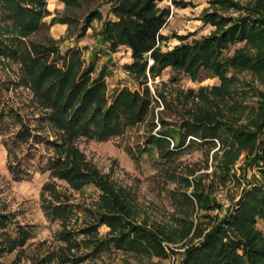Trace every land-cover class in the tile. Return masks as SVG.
<instances>
[{
	"label": "rangeland",
	"instance_id": "1",
	"mask_svg": "<svg viewBox=\"0 0 264 264\" xmlns=\"http://www.w3.org/2000/svg\"><path fill=\"white\" fill-rule=\"evenodd\" d=\"M185 1L189 2L185 7L175 6L171 0L157 4L169 9L161 29L167 36L159 44L163 51L180 43L200 40L215 29L202 19L206 11H211L208 0ZM115 3V0H44L42 24L25 38L34 44L55 47L57 51L48 56L49 60L59 55L65 59L67 49L79 48L81 67L92 65L91 78L103 73L107 105L122 88L142 93L147 87L150 93L149 112L141 122L127 125L121 135L106 140L80 136L73 144L84 161L110 183L128 191V199L134 207V222L160 232L163 239L166 238L163 242L166 254L147 255L113 247L81 264H181L185 249L198 243L229 214L244 188L264 183L261 173L264 160L255 154L256 149H240L229 162L227 157L232 151L220 140L206 143L191 136L186 138L182 148L162 155L160 148L149 141L150 136H157L160 130H173L174 137L169 142L172 148L181 140L183 125L187 126L192 113L206 108L216 109L220 120L254 131L261 113L257 105L261 99L259 94H264V72L229 67L225 75L231 76L233 90L225 95L213 89L220 85V79L202 69L194 76L169 66L157 75H152L148 68L144 74L133 72L129 68L133 62L130 49L126 45L111 49L103 35L104 21L116 19L111 11ZM94 11L100 16L87 19ZM221 12L237 14L232 10ZM98 29L101 40H97ZM242 45L243 42L230 45L224 50L223 58ZM61 63L58 60V64ZM151 64L152 59H148V65ZM22 71L20 61L0 55V212L11 217L6 227L11 235H15L18 225L30 231L22 246L0 255V264H39L42 257L61 244L56 239L60 221L47 219L42 210L41 193L46 182L53 181L57 193L80 206L79 217H82L83 207L96 206L99 195V190L92 185L75 190L65 180L50 177L45 170L48 157L56 151L46 139L57 140L59 131L47 119L50 109L40 104L30 84L22 81ZM24 126L35 135L34 139L31 136L27 142L16 139ZM217 133L226 136L221 129ZM18 161L28 169V174L15 178L8 164ZM193 183L203 197L215 201L213 208L197 206L185 199V194L193 192ZM44 196L50 198L48 192ZM72 222L73 218L69 226ZM191 222L192 227L186 234ZM75 225L82 227L81 219ZM254 227L264 235L261 218H256ZM107 231L105 225L98 228L101 237ZM2 238L0 235V240ZM42 264L56 263L52 260Z\"/></svg>",
	"mask_w": 264,
	"mask_h": 264
},
{
	"label": "trees",
	"instance_id": "2",
	"mask_svg": "<svg viewBox=\"0 0 264 264\" xmlns=\"http://www.w3.org/2000/svg\"><path fill=\"white\" fill-rule=\"evenodd\" d=\"M160 1L115 0L111 11L116 19H106L103 23V35L111 49L119 45L130 49L133 59L130 70L144 74L148 68L152 75H157L169 66L194 76L202 69L220 79V85L213 89L222 95L233 90L230 88L231 76L225 75L229 67L264 72V0H208L211 11H206L202 19L214 25V31L200 40L180 43L165 51L159 44L167 39L161 29L169 9L158 7ZM171 3L181 7L189 4L185 0H171ZM43 6L44 0H0V55L21 62L22 81L30 84L40 104L50 109L47 119L59 131L57 140L46 139L56 151L48 157L45 170L49 171L50 177L65 180L75 190L92 185L99 190V195L96 206L83 207L82 217H79L80 206L57 193L53 181L43 185L42 210L47 219L60 221L61 229L56 239L61 244L38 262L55 260L56 264H81L113 247L134 253L165 255L163 242L166 238L163 239L160 232L134 222V207L128 199V191L110 183L106 176L84 161V156L73 144L80 136L106 140L121 135L127 125L141 122L149 112V90L145 87L140 93L122 88L107 105L103 73L91 78L92 65L81 67L79 48L67 49L65 59L59 55L49 60L48 56L57 51L55 47L25 41L42 24ZM228 10L237 14L221 12ZM99 16L100 13L94 11L87 19ZM239 42L243 45L223 58L224 50ZM145 53H149L148 58H144ZM148 59H152L151 65H148ZM58 60L62 63L58 64ZM259 97L257 107L261 113L254 131L239 129L232 121L220 120L216 117V109L206 108L192 113L187 121L189 124L183 125L181 140L172 148L169 142L174 137L173 130H160L157 136H150L149 141L160 148L162 155H167L182 148L188 136L206 143L220 140L232 151L227 157L229 162L240 149H256L255 154L264 160V94L260 93ZM220 129L228 136L227 141L226 136L217 133ZM30 136L35 138L24 126L15 137L27 142ZM8 170L15 178L28 174L20 161L9 162ZM261 173L264 178V168ZM193 189L191 195L185 194L189 203L214 207L215 201L203 197L194 183ZM47 192L50 198L44 196ZM258 217L264 222V183L244 188L229 214L198 243L185 249L181 264H264V235L254 227ZM71 218L73 222L69 226ZM79 219L82 227L75 225ZM10 221L8 214L0 212V235L3 236L0 255L22 246L30 235L28 227L22 225H18L15 235H11L6 229ZM101 225L108 227L103 237L98 232ZM191 225L192 222L188 224L186 234Z\"/></svg>",
	"mask_w": 264,
	"mask_h": 264
},
{
	"label": "crops",
	"instance_id": "3",
	"mask_svg": "<svg viewBox=\"0 0 264 264\" xmlns=\"http://www.w3.org/2000/svg\"><path fill=\"white\" fill-rule=\"evenodd\" d=\"M101 31L98 29V32H97V40H101L102 37H101Z\"/></svg>",
	"mask_w": 264,
	"mask_h": 264
},
{
	"label": "water",
	"instance_id": "4",
	"mask_svg": "<svg viewBox=\"0 0 264 264\" xmlns=\"http://www.w3.org/2000/svg\"><path fill=\"white\" fill-rule=\"evenodd\" d=\"M148 57H149V53H145L144 58H148Z\"/></svg>",
	"mask_w": 264,
	"mask_h": 264
}]
</instances>
